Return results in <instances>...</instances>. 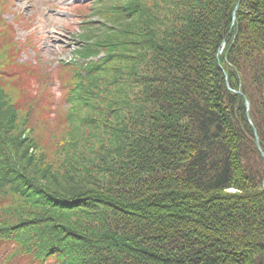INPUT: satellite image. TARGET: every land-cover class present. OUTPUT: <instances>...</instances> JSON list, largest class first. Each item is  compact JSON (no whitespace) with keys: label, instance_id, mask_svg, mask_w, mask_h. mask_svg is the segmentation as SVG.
<instances>
[{"label":"trees","instance_id":"16d2710c","mask_svg":"<svg viewBox=\"0 0 264 264\" xmlns=\"http://www.w3.org/2000/svg\"><path fill=\"white\" fill-rule=\"evenodd\" d=\"M242 12L220 56L212 27L204 30L201 22L196 33L190 24L184 27L179 52L166 53L161 80L148 79L137 110L118 114L130 122L140 106H151L140 121V138L94 152L95 162L112 161L94 176L83 170L84 182L65 183L59 191L42 186L15 168L21 164L10 147L0 148V264H264V14L244 23ZM107 40L86 43L87 55L95 54L94 47L108 53ZM77 53L83 62L66 68L73 74L65 84V121L74 130L97 128L101 114L92 97L96 89L103 95L109 90L102 88L101 66ZM237 88L248 110L244 98L231 92ZM6 103L16 106L0 84V105ZM5 112L0 110V125H6ZM230 187L235 192H227ZM5 189L30 195L38 210H11Z\"/></svg>","mask_w":264,"mask_h":264},{"label":"rangeland","instance_id":"374dc122","mask_svg":"<svg viewBox=\"0 0 264 264\" xmlns=\"http://www.w3.org/2000/svg\"><path fill=\"white\" fill-rule=\"evenodd\" d=\"M196 1L200 2L198 6ZM245 1L247 5H241L240 0L236 3L227 0V5L225 0H121L115 5L106 0H0V84L16 102L13 110L9 103L0 105L1 112L6 111V125H0L3 135L0 148L5 151L10 147L21 164L15 168L24 177H33L42 186L48 185L56 191L65 183L84 182V171L89 173L87 176L96 175L103 165L111 164L112 159L108 156L106 161L95 162L94 152L105 153L120 145L119 141L128 145L132 136L140 138L139 130L144 128L140 121L145 120L144 112L151 106H140L139 113L135 111L130 122L122 121L118 114L137 110L138 98L147 96L150 80H161L162 66H167L169 57L181 48L177 47V38L186 36L188 30L184 27L190 24L195 33L199 32L201 22L204 30L212 27L216 32L214 38L221 40L216 49V56H220L229 33L237 32L238 10L243 9L244 23L250 22L252 14H264V0ZM96 38L111 42L109 52L94 47L91 53L95 54L88 56L85 45L90 46ZM20 40L22 43L17 47ZM77 52L85 56L86 63L101 66L102 88L109 90L104 96L103 91L99 94L96 89L92 97L101 114L97 128L74 130V123L70 126L65 121L70 105L65 99V84L73 72L66 70L62 63ZM16 57L24 61V68L33 65L38 71H46L27 69L23 74L15 73ZM17 67L22 66L18 63ZM263 69L264 63L260 65V70ZM12 75H17L18 83L13 84ZM163 76L164 80L168 77L165 73ZM231 92L240 94L245 104L248 102L238 88ZM105 101L111 104L112 112ZM247 122L251 123L248 113ZM109 140L113 145L107 143ZM137 143L136 147L140 148ZM256 148L262 155L260 145L256 144ZM262 185L264 188V181ZM19 190L10 193L5 189L6 195L13 198L11 204L7 196L6 206L11 210L17 208L25 215L37 211L38 201L26 193L25 197H20ZM227 192H235V189L230 187ZM3 193L0 191V202Z\"/></svg>","mask_w":264,"mask_h":264},{"label":"bare ground","instance_id":"6f19581e","mask_svg":"<svg viewBox=\"0 0 264 264\" xmlns=\"http://www.w3.org/2000/svg\"><path fill=\"white\" fill-rule=\"evenodd\" d=\"M229 88V87H228ZM230 89V88H229ZM246 109H249V107L246 106Z\"/></svg>","mask_w":264,"mask_h":264}]
</instances>
